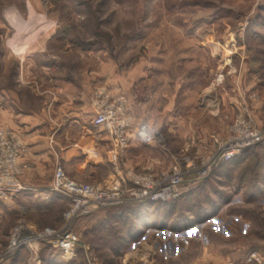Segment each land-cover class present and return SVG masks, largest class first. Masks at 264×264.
Returning <instances> with one entry per match:
<instances>
[{"label":"rangeland","instance_id":"1","mask_svg":"<svg viewBox=\"0 0 264 264\" xmlns=\"http://www.w3.org/2000/svg\"><path fill=\"white\" fill-rule=\"evenodd\" d=\"M20 26L29 28V33L44 29L27 45V52L55 34L56 45L70 46L61 58L72 75L93 74L98 86L105 73H120L134 92L141 75L156 76L159 108L146 111L144 119L160 123L170 152L183 148L191 132L205 130L211 135L229 129L239 114L249 115L264 129V0H0V94L13 89L17 57L24 58L23 41L29 33ZM15 51L22 55L15 57ZM191 83L201 91H188ZM28 100L32 101L30 95ZM204 104L208 108L202 110ZM260 150L208 177H247L235 180L236 191L245 186V199L232 200L230 215L207 226H187L188 231L177 234L171 229L186 217L170 214L167 233L160 230L128 241L109 232L88 233L77 251L85 244L100 264H136L142 254L148 264H194L195 259H202V264H264V188L261 199L248 197L249 187L264 178V149ZM183 155L202 156L181 151L176 157ZM157 159L159 171L172 170L169 156ZM67 209L61 206L46 214L5 219L0 224V252L21 221L28 227L29 221L43 228L56 226ZM239 213L244 214L242 220L236 216ZM135 249L138 255H132ZM251 255L259 261L250 262ZM80 262H89L86 252Z\"/></svg>","mask_w":264,"mask_h":264},{"label":"crops","instance_id":"2","mask_svg":"<svg viewBox=\"0 0 264 264\" xmlns=\"http://www.w3.org/2000/svg\"><path fill=\"white\" fill-rule=\"evenodd\" d=\"M28 49V46L23 49L24 58L17 57L19 68L13 89L4 90L0 94V129L12 132L25 149L19 159V163L24 165V172L19 176L23 189L13 198L0 202V224L9 217L20 220L26 216L49 213L61 206L67 207L70 203L68 198L52 189L58 167L77 183L109 184L125 178L129 171L158 175L161 172V162L157 159L159 155L169 156L172 165L181 151L205 155L214 150L216 137L229 136V129L225 127L220 133L211 135L205 130L191 132L189 140L183 139L187 141L183 148L170 152L167 138L164 146L159 143L140 144L135 137V128L132 127L127 146L121 147L103 127L93 123V91L102 87L113 97L125 98L128 117L132 122L138 123L145 120L146 111L152 109L154 112L159 108V91L153 83L156 76L141 75L135 82L134 92L128 78L120 73H105L100 80L103 84L98 86V80L93 74H84L81 78L76 73L72 75V68L61 58L63 51H70V46L62 49L56 45L55 34L44 45L27 52ZM15 54V57L22 55L16 51ZM7 59L8 57L5 61ZM188 86V91H201L197 84L191 83ZM207 93L208 91L203 93L204 99L208 97ZM29 95L31 102L28 100ZM35 100H38L37 105ZM200 107L202 110L208 108L205 104ZM152 123L159 128V122ZM260 149L262 147H252L243 156L251 157L255 151L261 152ZM239 161L241 160L237 158L222 163L217 171H226L232 165L242 163ZM240 178L247 180L244 176L235 178L222 175L220 178H207L198 183H186L181 187L180 199L170 205L151 204L148 201L129 202L111 211L98 210L95 217L91 216L79 225L80 235L83 238L85 234L94 235L104 231L115 234L121 240H135L146 233L170 230V214L174 218L178 215L186 217L180 219L176 229H171L177 234L188 231L190 228L187 229V226L195 228L198 225H210L213 220L228 216L227 210L231 207L232 200L237 197L245 199V186L237 191L235 188V182ZM248 179H252L251 176ZM249 183L252 184V181ZM263 188L264 178H259L252 189L249 187L248 197L251 201L263 197ZM242 203L245 204V201ZM132 214L145 215L144 222L137 224L130 220ZM236 216L241 220L244 218L243 213ZM185 219V222L193 219L191 225L185 224ZM104 220H107L105 226ZM28 224L31 230L43 228L37 221H29ZM80 247L81 251L76 250L74 256L65 258L56 249L37 244L30 249H22L15 256L0 261V264H82L80 259L85 252L89 258H95L93 253L90 254L92 251L88 246L84 244ZM5 250L0 252V256ZM125 258L127 259V255ZM195 260L194 264H202V259Z\"/></svg>","mask_w":264,"mask_h":264},{"label":"built area","instance_id":"3","mask_svg":"<svg viewBox=\"0 0 264 264\" xmlns=\"http://www.w3.org/2000/svg\"><path fill=\"white\" fill-rule=\"evenodd\" d=\"M91 105L95 110V126L103 127L121 147L127 146L132 127L135 128V137L140 142L165 145V137L154 123L147 120L138 123L131 121L127 115L125 98L113 97L104 88L99 87L93 91ZM228 135L226 138L214 139L215 148L212 152L194 158L187 155L176 157L172 170L160 172L158 175L129 171L125 178L112 183L89 185L71 180L65 171L58 167L52 189L70 201L63 221L56 226L36 230L29 229L21 221L10 231L9 241L0 261L37 244L55 248L65 258L74 256L81 242L75 227L83 218L95 214L98 210L118 208L129 202L171 204L180 199L181 187L186 183L206 180L222 163L242 157L252 147L264 148V129L249 115L236 116ZM24 151L23 145L12 132L0 129V202L13 198L23 189L19 176L24 172V165L19 163V159ZM148 234L144 235L145 238ZM131 253L138 255V249ZM249 259L250 262L259 261L255 255H251ZM135 261L136 264H148L143 254ZM88 263L100 264L92 257Z\"/></svg>","mask_w":264,"mask_h":264},{"label":"trees","instance_id":"4","mask_svg":"<svg viewBox=\"0 0 264 264\" xmlns=\"http://www.w3.org/2000/svg\"><path fill=\"white\" fill-rule=\"evenodd\" d=\"M263 148V147H262ZM152 204V203H151ZM161 204V203H160ZM172 204V203H171ZM163 205H170V204H163ZM69 206V205H68ZM114 209V208H113ZM113 209H106V210H100V211H109V210H113ZM94 215H96V214H92V215H90L89 217H85V218H83V220H80L78 223H77V225H76V227H75V231L79 234V236H80V239L82 238L81 237V235H80V232H79V225L84 221V220H87V219H89L91 216H94ZM144 216L145 215H139V214H132V216L131 217H129L130 218V220H133V221H135V223H137V224H139V223H143L144 222ZM95 217V216H94ZM132 218V219H131ZM63 219H64V217L62 218V219H60V221L58 222V223H56L55 225H57V224H59L60 222H62L63 221ZM105 221H107V220H104V223H103V226H105L106 224V222ZM41 229V228H40ZM81 243V242H80ZM80 245V244H79ZM79 245L77 246V250H78V248H79ZM46 247H48V248H51V247H49V246H46ZM52 249V248H51ZM55 249V248H54ZM57 250V249H56ZM58 251V250H57ZM58 253H59V255H61V253H60V251H58ZM93 258V257H92ZM93 259H95L96 261H97V258H93ZM87 264H89V263H87Z\"/></svg>","mask_w":264,"mask_h":264},{"label":"bare ground","instance_id":"5","mask_svg":"<svg viewBox=\"0 0 264 264\" xmlns=\"http://www.w3.org/2000/svg\"><path fill=\"white\" fill-rule=\"evenodd\" d=\"M34 12H35V16H37V17L40 18L39 13H38L36 7L34 8ZM20 28H21L23 31H26V33H29V31H28L29 28H27V27H23V26H20ZM43 30H44V29H43L42 27L39 28V32H36V33H35V31L31 30V32L28 34V38H27L26 40L23 41L24 45L27 46L28 44L31 43L32 40L37 39L39 36L43 35V32H44ZM45 30H46V29H45ZM21 45H22V44H21Z\"/></svg>","mask_w":264,"mask_h":264}]
</instances>
